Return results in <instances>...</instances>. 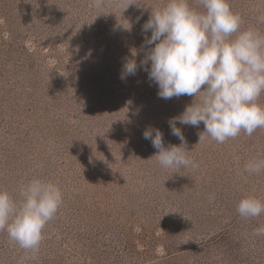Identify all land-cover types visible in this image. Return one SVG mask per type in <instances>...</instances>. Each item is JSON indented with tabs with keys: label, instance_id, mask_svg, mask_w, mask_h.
Returning a JSON list of instances; mask_svg holds the SVG:
<instances>
[{
	"label": "rangeland",
	"instance_id": "374dc122",
	"mask_svg": "<svg viewBox=\"0 0 264 264\" xmlns=\"http://www.w3.org/2000/svg\"><path fill=\"white\" fill-rule=\"evenodd\" d=\"M166 3L0 0V189L19 202L39 178L63 195L34 254L0 231V264H264V236L252 235L264 214L237 212L244 197L264 201V171H245L264 159V129L198 144L203 123L177 122L198 166L164 168L143 133L179 146L169 119L195 97L160 98L143 67L120 78L144 59L143 25ZM229 3L241 30L264 35V0Z\"/></svg>",
	"mask_w": 264,
	"mask_h": 264
},
{
	"label": "clouds",
	"instance_id": "9594fccd",
	"mask_svg": "<svg viewBox=\"0 0 264 264\" xmlns=\"http://www.w3.org/2000/svg\"><path fill=\"white\" fill-rule=\"evenodd\" d=\"M91 2L96 8L103 5V0ZM197 3L203 11L192 8L189 0H167L164 7L152 10L142 29L151 31L144 40V45L151 47L139 64L135 59L126 60L120 77L126 79L143 67L149 80L158 86L160 98L195 97L181 115L169 119L171 134L181 141L179 146L165 147L163 133L157 128L149 127L143 133L158 150L153 157L164 168L198 166L185 151V137L177 122L193 127L203 123L198 144L209 137L224 143L242 131L251 136L257 129H264V105L258 103L264 93V35L253 29L241 30V17L232 10L229 0ZM258 20L264 23V16ZM245 171L260 174L264 159L249 160ZM19 195L17 202L0 189V231H6L11 241L34 254L63 195L55 183L39 178L23 186ZM237 212L244 219L257 218L264 214V201L244 197ZM252 235L264 236V225L254 229Z\"/></svg>",
	"mask_w": 264,
	"mask_h": 264
}]
</instances>
